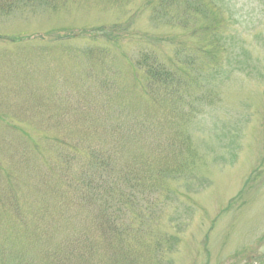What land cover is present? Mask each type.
Instances as JSON below:
<instances>
[{"label":"rangeland","instance_id":"374dc122","mask_svg":"<svg viewBox=\"0 0 264 264\" xmlns=\"http://www.w3.org/2000/svg\"><path fill=\"white\" fill-rule=\"evenodd\" d=\"M176 147L137 231L106 194ZM102 157L111 174L87 170ZM98 199L146 264H264V0H0V264H78L82 235L112 264Z\"/></svg>","mask_w":264,"mask_h":264},{"label":"trees","instance_id":"16d2710c","mask_svg":"<svg viewBox=\"0 0 264 264\" xmlns=\"http://www.w3.org/2000/svg\"><path fill=\"white\" fill-rule=\"evenodd\" d=\"M156 67H148V75L150 76V82L158 85H162L161 80L171 82V80H174V77L178 79H181L179 75L174 74L169 69H163L162 67L159 68L157 64H155ZM161 66V64H160ZM178 71L177 69H175ZM153 78H158V81H153ZM170 88L169 86L164 87V92L169 93ZM174 93V92H173ZM175 94V93H174ZM176 108V106L174 107ZM141 122L143 120H140L138 122V127H140ZM175 137L171 138L168 141H171L172 145L175 144L174 139ZM174 139V140H173ZM178 146L185 147L186 150L190 147V139L186 135L182 138H179L178 140ZM88 151L93 150V145H87ZM177 146V145H175ZM186 151L179 150L178 147H176L175 150L171 152V159L172 160H178L175 163H160V162H154V160L151 161H141L137 160L133 163H130L129 166H125L122 169H119L118 172L120 173L119 177V184L122 187V184L124 185V188L129 189L128 192H120L119 196L113 195L111 193L106 194V196H112L118 201V205L124 210L126 208H131L136 205H139L140 208L138 209V212L136 214V222H137V228L136 230H142L144 231L145 227L148 226V222L151 220V224L154 222L153 220V212L158 208V204L153 206L150 210V205H152L155 200L150 199L151 195H147V192L150 191V189L153 190V192L156 190L154 186H158L157 183L152 182L153 177H164V176H172V175H178L179 170V163L182 162H188L186 159ZM167 156H164L165 158ZM103 158V157H102ZM167 159H170L168 157ZM87 170L92 171L95 174L99 175L101 172L106 173L107 175L111 174V170L109 168L108 162L105 161V159H101L99 161H93L92 164L89 163L87 165ZM152 182V184H151ZM76 182L74 181H67V186L69 189L73 191L76 190ZM92 184L90 181L87 182V185ZM100 185V184H99ZM99 185L96 186L97 190H99ZM159 187V186H158ZM161 191V188L159 189ZM106 193V190L104 191ZM129 194L128 196H124V194ZM81 199H84L88 205L95 204L97 198L95 195H92L88 192H86V195L81 194L77 197V201L79 202ZM102 199H98V212H97V218L98 221L95 223V225L91 222L90 227L93 229H99L100 228V221H103L104 229H102L103 233L100 235L102 239L106 242L108 247L110 246V254L109 256L113 259H109L112 264H146L145 261L141 258V256L135 251L134 244H131V246L125 245L126 236L122 233V229H119L115 224V219L112 215H107L109 212V209L107 206L104 207V203ZM126 207V208H125ZM123 212V210H122ZM125 228V227H124ZM89 234V232H88ZM87 234V235H88ZM127 235V231H126ZM86 235H82L80 237L76 238V246L78 250H76V253L70 252L69 257L75 259L78 261V264H97L96 260L91 256L94 249L93 246L83 247L82 242H89L87 238H84ZM134 238V237H133ZM90 243V242H89ZM91 244V243H90ZM161 244V245H160ZM174 244V241L169 240L165 246L162 245V240L157 239L156 240V246L164 247L165 250L167 246L170 248ZM74 245V246H75ZM167 248V249H168ZM124 250L127 252L126 257H122V255L116 250ZM160 252V251H159ZM161 253V252H160ZM116 254L119 255V260H116ZM136 259V260H135ZM115 260V261H114ZM2 261V260H1ZM137 261V262H136ZM3 262V261H2Z\"/></svg>","mask_w":264,"mask_h":264}]
</instances>
